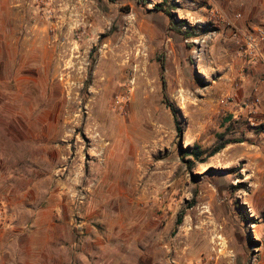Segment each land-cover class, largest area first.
Returning <instances> with one entry per match:
<instances>
[{
  "label": "rangeland",
  "instance_id": "rangeland-1",
  "mask_svg": "<svg viewBox=\"0 0 264 264\" xmlns=\"http://www.w3.org/2000/svg\"><path fill=\"white\" fill-rule=\"evenodd\" d=\"M163 1L0 0V264L94 233L146 264H264V123L214 48L235 29L217 0ZM15 206L56 224L12 230Z\"/></svg>",
  "mask_w": 264,
  "mask_h": 264
},
{
  "label": "crops",
  "instance_id": "crops-1",
  "mask_svg": "<svg viewBox=\"0 0 264 264\" xmlns=\"http://www.w3.org/2000/svg\"><path fill=\"white\" fill-rule=\"evenodd\" d=\"M218 8L222 11L224 19L241 31L243 37L236 40L231 37L230 30H224V37L221 36L214 48L224 56L226 61H232L233 64L240 65L244 75V93L245 95L254 92L264 96V45L257 54L250 48L246 36L253 30L264 28V0H217ZM256 112L259 119L264 123V105L257 107ZM43 210L40 209H21L15 206L12 210L10 221L12 230L19 231L30 228L32 230H46L49 233L51 224L56 222H44ZM91 222H81V225ZM61 224L72 225L73 222H61ZM79 226V225H77ZM82 227V226H81ZM80 233H83L81 231ZM45 234V233H44ZM71 239L72 247L81 249L72 250H47L19 253V257L14 264H146V253L138 247L128 246L126 250L122 248L124 244L118 238L108 241L106 247L97 249L99 243L105 242V238L97 234H85L81 237L76 235L68 237ZM93 249H86L89 244ZM114 243L121 245L114 246Z\"/></svg>",
  "mask_w": 264,
  "mask_h": 264
},
{
  "label": "trees",
  "instance_id": "trees-1",
  "mask_svg": "<svg viewBox=\"0 0 264 264\" xmlns=\"http://www.w3.org/2000/svg\"><path fill=\"white\" fill-rule=\"evenodd\" d=\"M138 4L146 5L149 3V0H136ZM173 6L169 3V0H164L162 3H159L155 6V10L161 11L165 13L170 19H173ZM187 25V22L185 20H182L179 22V24L175 23L174 20H171V27L174 31L183 34L186 38L187 37H193L194 34L190 30H183V28ZM170 109L175 114L176 109L173 105L169 104ZM261 129H264V126L260 127ZM179 131L181 132V128H179ZM238 142V141H237ZM234 143V141L225 139V136H221L220 143L217 144L208 154V157H213L217 155L218 153L222 152L228 145ZM185 156H193L195 159H199L203 154L204 151L200 149L199 146L194 147H188L184 150ZM195 203V202H194ZM192 207V206H191ZM238 210L241 214L247 216V212L245 211V207L243 205H237ZM183 221V215L179 216V219L176 224V229L181 226Z\"/></svg>",
  "mask_w": 264,
  "mask_h": 264
},
{
  "label": "built area",
  "instance_id": "built-area-1",
  "mask_svg": "<svg viewBox=\"0 0 264 264\" xmlns=\"http://www.w3.org/2000/svg\"><path fill=\"white\" fill-rule=\"evenodd\" d=\"M234 29H235V33H234L235 39L240 40L243 37L241 31L236 27ZM246 39L250 44V48L258 54L262 46L264 45V28H258L256 30H253L250 34L246 36ZM252 104L254 108L264 105V96L256 93L255 96L253 97Z\"/></svg>",
  "mask_w": 264,
  "mask_h": 264
}]
</instances>
